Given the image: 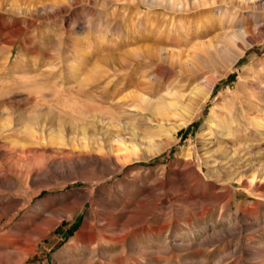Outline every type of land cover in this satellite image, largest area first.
<instances>
[{
    "label": "rangeland",
    "instance_id": "1",
    "mask_svg": "<svg viewBox=\"0 0 264 264\" xmlns=\"http://www.w3.org/2000/svg\"><path fill=\"white\" fill-rule=\"evenodd\" d=\"M263 2L0 0V259L6 238L57 220L35 264H66L106 214L126 227L91 264H264ZM122 138L137 152L115 175L41 180L69 161L59 140ZM208 150L218 163L197 173ZM86 191L73 218L42 225Z\"/></svg>",
    "mask_w": 264,
    "mask_h": 264
},
{
    "label": "bare ground",
    "instance_id": "2",
    "mask_svg": "<svg viewBox=\"0 0 264 264\" xmlns=\"http://www.w3.org/2000/svg\"><path fill=\"white\" fill-rule=\"evenodd\" d=\"M244 1L249 0H242V2ZM230 4L231 3H228V7H230ZM48 6L50 7V5ZM255 29L257 32L256 34L260 36L264 34V25H261L259 21L256 23ZM242 36L244 37V41H251L253 39L252 37L246 35V33H243ZM228 89L230 88L228 87ZM65 109L66 108H64V110ZM230 132V128L227 132L225 130L221 131L220 137L222 138V141H228L231 136ZM230 139L234 142L236 140L233 138ZM250 146L253 147L254 145L251 144ZM132 151L135 152V149H133L131 144H129L128 141L123 138L109 139L108 141L105 139L102 141L95 139V143H93L92 140H59L56 146L53 148V152L56 156L68 158L69 161L53 160L48 166V169L43 173L41 180L47 179V177H49L51 174L66 175L82 167L91 168L94 171L99 170L104 175H115L120 166L123 167L130 161ZM214 151L216 150H208L202 156L199 155L196 157L198 162L196 167L197 173H200L203 170V166L209 167L212 162L218 163V161L214 158ZM191 156H188V159ZM201 161H203V164ZM244 177L245 176L243 175L239 178L233 179L232 181H237L241 184L246 183L247 185L250 184L251 181L248 180L247 177ZM32 182L36 183L38 181L33 179ZM90 198L91 194L87 193V191L82 192V196L75 199L72 203L66 204L65 206L63 205V207L61 206L62 208H58L57 210H50L48 217L46 216L45 219L43 218L44 220L42 221V225L43 223L50 224V216L52 215L58 219L61 216L73 218L75 210H77L78 207L80 208V205L88 202ZM77 200H81L82 202L78 203ZM0 212L1 220L3 216H7L8 212H2V210H0ZM102 216L99 218H95L96 216H89L87 218L82 230L78 232L75 238L76 243H73V245L69 244L71 245L70 248L72 250V255L66 264H89L92 262L98 250L101 248L104 249L107 245L119 241L122 234L121 232L126 226H122L121 224H115L112 226L107 222L108 218L106 217V214H102ZM58 222L59 221L54 220L53 224L50 226L48 225V227H45L46 225H44L42 227V232L33 231L23 237L6 238L7 247L11 251L5 259H0V264H30V262L35 264V255L38 251L39 242L48 236L51 230L55 229ZM141 225L142 224L140 221H135L134 223L129 224L130 227H127L128 233H130L131 230L139 229ZM47 248H49V246H47Z\"/></svg>",
    "mask_w": 264,
    "mask_h": 264
}]
</instances>
